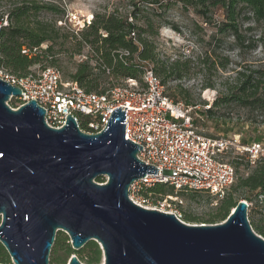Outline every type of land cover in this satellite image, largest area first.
Masks as SVG:
<instances>
[{
    "label": "water",
    "instance_id": "water-1",
    "mask_svg": "<svg viewBox=\"0 0 264 264\" xmlns=\"http://www.w3.org/2000/svg\"><path fill=\"white\" fill-rule=\"evenodd\" d=\"M20 96L0 80V244L12 264H48L57 232L74 251L94 241L103 264H264L245 201L220 223L189 225L129 199L130 185L158 169L124 139L120 107L88 134L68 115L62 128L49 127L34 100L7 105ZM68 264L82 263L72 255Z\"/></svg>",
    "mask_w": 264,
    "mask_h": 264
},
{
    "label": "trees",
    "instance_id": "trees-1",
    "mask_svg": "<svg viewBox=\"0 0 264 264\" xmlns=\"http://www.w3.org/2000/svg\"><path fill=\"white\" fill-rule=\"evenodd\" d=\"M163 0H147V4L153 8L159 18L158 12L163 7ZM193 8L203 9L219 7L224 12V24L222 27L229 29L235 39H239V19L245 14L250 15L246 21L253 25H260L264 31V0H183ZM202 11V14H204ZM43 12L58 16L53 22L40 19ZM139 9H134L128 16H122L116 12L109 14H96L91 23L82 30L67 31L60 35L62 27H57L61 21L63 11L53 3H44L36 0H21L12 4L7 15H0V70L13 76L24 78L31 72V68L40 65V68H57L56 52L54 46L57 40H61L60 46L68 45L74 55H81L87 47L91 51V57L85 61L76 63L74 71L69 73L64 80L76 82L79 87L88 93L104 94L110 89L122 84L128 79H133L142 84V62H149L153 66L155 76L166 86L169 79L180 80L188 71L191 62L189 60L175 61L167 64L159 58L156 52L155 38L159 28L164 23L159 20L144 17L140 19ZM6 16L7 25L2 23ZM131 19V21H129ZM134 33V39L130 34ZM105 34L106 36H102ZM46 44L47 48L42 46ZM37 49L32 55H24L21 50ZM128 52L127 56L121 53ZM93 61V63H90ZM203 61V63H205ZM45 63V64H44ZM211 88V85H207ZM224 92L216 99L212 107L201 111L205 118L214 116V109H222L230 105L250 111L264 112V64L258 68L239 70L236 72L232 84L224 85ZM166 89V87H165ZM166 89V95L174 102H183L191 105L189 92L176 86L172 91ZM19 102L18 99H16ZM90 119L79 116V129L88 134L95 133L88 127ZM245 143V142H243ZM237 170L245 165L251 168L245 177L236 175L235 181L230 186L225 196L219 199L210 218L205 224H217L224 221L239 200L254 202L253 207H248L247 218L251 229L264 238L263 219L257 220L254 216L256 207L264 204V157H260L254 166H249L245 155H239L232 160ZM241 192L239 196L234 193ZM252 195L249 197L244 193ZM180 193H198L193 191H181ZM175 190L166 184H156L151 188H144L140 196L149 201L172 196ZM185 223L197 222L198 219L191 215L181 216ZM68 238L61 232H57L51 248L50 264H66L72 255H75L81 263L101 264V250L94 241L88 242L83 248L74 251ZM0 264H12L9 255L0 244Z\"/></svg>",
    "mask_w": 264,
    "mask_h": 264
},
{
    "label": "built area",
    "instance_id": "built-area-1",
    "mask_svg": "<svg viewBox=\"0 0 264 264\" xmlns=\"http://www.w3.org/2000/svg\"><path fill=\"white\" fill-rule=\"evenodd\" d=\"M67 19L66 16L58 21V25L67 26ZM91 20L68 24L74 29L72 32L77 33ZM2 25H7L6 18ZM130 37L134 39V33ZM36 52V48L21 50L29 57ZM121 54L127 56L128 52ZM78 58L82 62L85 56ZM141 66L142 84L128 79L104 94L84 91L76 82L64 80L58 68L50 66L38 67L36 71L31 69L24 78L0 70V80L20 89L17 108L34 100L45 111L46 124L55 129L65 125L67 115L73 117L77 126L79 116H86L90 119L88 127L99 133L112 110L120 107L125 111L124 139L142 147L137 154L141 162L158 169V174H146L130 185L129 199L145 209L173 214L181 220L179 205L182 201L178 196L149 201L140 196L141 190L166 184L172 186L175 193L193 191L222 199L235 181V170L224 162L223 156L227 152L245 155L248 165L254 166L264 157V142L243 143L236 137L204 134L199 126L203 116L198 112L199 106L174 102L166 95L165 86L155 76L150 63L142 62Z\"/></svg>",
    "mask_w": 264,
    "mask_h": 264
},
{
    "label": "rangeland",
    "instance_id": "rangeland-1",
    "mask_svg": "<svg viewBox=\"0 0 264 264\" xmlns=\"http://www.w3.org/2000/svg\"><path fill=\"white\" fill-rule=\"evenodd\" d=\"M18 1L21 0H0V15H7L12 4ZM36 1L56 4L63 11L61 19L68 17L67 26H59L57 22V27H62L60 35L74 30L68 22L76 25L82 19H93L96 14L116 12L122 16L130 17L134 5L140 11V19L149 17L157 22L161 20L164 25L159 28L158 36L155 38L156 52L159 58L167 64L175 61L189 60L191 62L188 71L180 80L169 79L165 87L171 89L170 91L176 86L186 89L189 92L191 105L199 106L198 112L212 107L216 99L224 92V85L233 83L237 71L258 68L264 64L263 27L253 25L250 20L246 21V18H250L248 14L242 15L239 19L240 38L236 40L229 29L222 27L225 21L224 12L219 7L193 8L183 0H163V7L160 11H156L159 15L158 18L153 8L147 4V0ZM203 10H205L204 14H202ZM39 18L53 22L58 16L43 12ZM60 42L61 40H57V44L54 46L57 53L55 66L65 79L68 78L69 73L74 71V66L79 63V58L73 54L72 49H68V45L60 46ZM42 48L46 49L47 45L44 44ZM81 55L85 56L83 61L89 59L91 57L90 49L85 47ZM205 59L207 61L203 63ZM150 65L153 66L151 63ZM38 67L40 65L31 69L36 71ZM207 85H211V88H207ZM16 99L10 98L7 105L16 109L19 105ZM214 112V116L208 119L201 115L202 120H200L199 126L204 134L211 137H236L245 143L264 142V112L250 111L234 105L219 110L214 109ZM236 156L239 155L227 152L223 156V160L234 168L232 160ZM250 169H247L245 165L240 166L237 170L234 168L236 175L240 177H245ZM100 181L106 182L107 178L102 177ZM175 194L182 201V204L179 205L181 216L191 215L198 219L197 222L188 223L189 225L206 222L219 200L206 193L176 192ZM239 194L241 192L233 195L236 197ZM244 194L252 197L247 192ZM246 203L249 204V207L254 206V202ZM254 216L257 220L263 219L264 223V204L256 207ZM61 233L68 238L64 232ZM50 254L48 264L51 261Z\"/></svg>",
    "mask_w": 264,
    "mask_h": 264
},
{
    "label": "bare ground",
    "instance_id": "bare-ground-1",
    "mask_svg": "<svg viewBox=\"0 0 264 264\" xmlns=\"http://www.w3.org/2000/svg\"><path fill=\"white\" fill-rule=\"evenodd\" d=\"M207 94V93H206ZM101 264H103V261H102V263Z\"/></svg>",
    "mask_w": 264,
    "mask_h": 264
},
{
    "label": "clouds",
    "instance_id": "clouds-1",
    "mask_svg": "<svg viewBox=\"0 0 264 264\" xmlns=\"http://www.w3.org/2000/svg\"><path fill=\"white\" fill-rule=\"evenodd\" d=\"M103 184V183H102Z\"/></svg>",
    "mask_w": 264,
    "mask_h": 264
}]
</instances>
